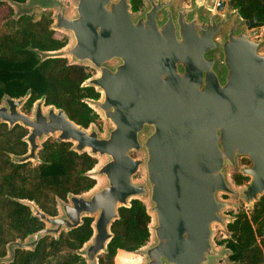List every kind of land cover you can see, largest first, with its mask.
<instances>
[{
	"label": "water",
	"instance_id": "water-1",
	"mask_svg": "<svg viewBox=\"0 0 264 264\" xmlns=\"http://www.w3.org/2000/svg\"><path fill=\"white\" fill-rule=\"evenodd\" d=\"M0 1L21 9L15 18L33 6L52 10L51 29L69 42L35 53L39 61L63 58L93 69L80 86L98 97L82 101L107 123L102 134L92 123L76 125L43 96L21 112L28 90L0 97V124L26 129V150L9 155L11 162L35 165L49 137L103 158L86 172L102 182L55 199L54 215L15 199L43 226L8 241L0 264L12 262L15 249L31 251L41 238L78 227L83 217L92 219L91 235L75 253L98 264L117 209L131 200L150 218L148 240L136 249L142 264H220L231 251L214 247L213 225L226 231L235 217L222 211L235 204L218 195L251 210L264 194V36L251 29L255 18L240 17L228 1L213 8L211 0H140L132 11L130 0H71V14L62 0ZM228 169L241 175L239 188ZM139 171L142 178L133 180Z\"/></svg>",
	"mask_w": 264,
	"mask_h": 264
},
{
	"label": "trees",
	"instance_id": "trees-1",
	"mask_svg": "<svg viewBox=\"0 0 264 264\" xmlns=\"http://www.w3.org/2000/svg\"><path fill=\"white\" fill-rule=\"evenodd\" d=\"M23 2L24 0H12ZM244 19L255 18L251 27H264V0H228ZM141 5L130 0L132 11ZM3 11V13H1ZM10 28L0 25V97L5 94L19 97L29 91L22 105L29 110L32 102L41 96L45 105L64 111L76 125L87 127L97 120L95 112L82 99H96L97 92L80 84L90 76L86 67L71 65L63 58H46L39 61L37 51H54L65 45L64 38L56 37L49 28L51 19L42 14L37 19L22 15L15 20L11 11L0 1V16ZM3 24V23H2ZM26 129L14 125L7 129L0 124V256L5 254L8 241L20 239L42 228L37 218L30 217L27 206L15 199L33 201L47 215H54L55 199H65L69 193L79 194L90 189L95 180L86 175L96 159L85 152L70 150V143L47 138L37 151L38 163H14L9 155H21L26 150L22 137ZM239 183V174H234ZM118 218L110 227L112 236L106 252L99 255L98 264H113L117 251L131 253L143 246L149 237L150 218L145 206L131 200L128 207L117 209ZM91 218L83 217L78 227L60 232L56 239L41 238L33 250L15 249L8 264H85L75 253L91 235ZM228 238L225 247L231 254L229 264H264V194L251 210L241 211L227 223Z\"/></svg>",
	"mask_w": 264,
	"mask_h": 264
},
{
	"label": "rangeland",
	"instance_id": "rangeland-1",
	"mask_svg": "<svg viewBox=\"0 0 264 264\" xmlns=\"http://www.w3.org/2000/svg\"><path fill=\"white\" fill-rule=\"evenodd\" d=\"M26 1H25V3H26ZM178 1L184 2L185 0H178ZM2 2H4L6 4V6L10 9V11H11L10 18L12 20H15L16 14H18V12H20L21 9L17 10V7L10 5L6 1H2ZM62 2L65 4V7L67 8V14H71L72 1L71 0H62ZM1 13H3V11H1ZM42 14H47L50 18L51 14H52V10H50V9L43 10V9H40L38 6H33L31 13L30 14H24V15L30 16L33 19H37ZM2 19H3V15L0 16V25H3L4 29L10 28V24L7 25L6 24L7 22L5 23ZM49 28L51 29V27H49ZM252 30H256V35H255L256 37L261 38L264 36V27H253ZM52 31H53L54 36H56L58 38H60V37L64 38L65 43L68 44L69 38H68L67 34H65L61 31H57V30H52ZM86 68L89 70L90 76L95 73V71L93 69H91L89 67H86ZM20 111L24 112V113L29 112V110H27V111L23 110L22 106L20 107ZM91 125H93L95 128H97L100 131V133L102 134L104 129L107 126V123H105L100 117L97 116V120L95 122H93ZM49 138H51V137H49ZM133 155L136 156L137 154L135 153ZM102 160H103V158H97L96 159L97 163L101 162ZM246 162L247 161L244 158H241L238 161L239 164H244ZM30 165L34 166L31 163H30ZM234 174H238L236 169H228L227 170L228 180L231 182L233 187L239 188V186L241 185L242 177H240L239 183H235L234 179L232 177ZM239 176H241V175L239 174ZM141 178H142L141 171H139L138 173H136L133 176V180H135V181L139 180ZM244 179H246V178H244ZM95 182H96L95 184H100L102 182V180L97 178L95 180ZM218 196H219V198H221L223 200H228V201H231L235 204L233 207H227L222 211V213L224 215H228L230 218L235 217V215L241 211H247V212L249 211V209H247L244 206V204L238 198H234L232 196L223 195V194H219ZM213 228H214V233H213L212 241H213L214 247L215 248L224 247L225 246V240L228 238L227 231H225L224 229H222L221 227H219L217 225H213ZM228 254L229 253H226L225 256L219 261L220 264H229L230 263V261L228 259ZM142 262H143V257L136 250L131 252V253L117 251L114 255V258H113V264H142Z\"/></svg>",
	"mask_w": 264,
	"mask_h": 264
},
{
	"label": "built area",
	"instance_id": "built-area-1",
	"mask_svg": "<svg viewBox=\"0 0 264 264\" xmlns=\"http://www.w3.org/2000/svg\"><path fill=\"white\" fill-rule=\"evenodd\" d=\"M221 1L227 2L228 0H211L213 8L217 7Z\"/></svg>",
	"mask_w": 264,
	"mask_h": 264
},
{
	"label": "flooded vegetation",
	"instance_id": "flooded-vegetation-1",
	"mask_svg": "<svg viewBox=\"0 0 264 264\" xmlns=\"http://www.w3.org/2000/svg\"><path fill=\"white\" fill-rule=\"evenodd\" d=\"M50 139H52V138H50Z\"/></svg>",
	"mask_w": 264,
	"mask_h": 264
}]
</instances>
